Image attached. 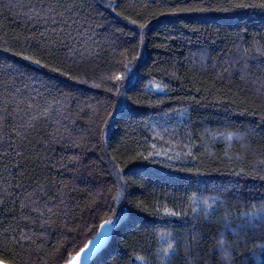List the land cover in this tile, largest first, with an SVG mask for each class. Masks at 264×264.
<instances>
[{
	"label": "trees",
	"instance_id": "16d2710c",
	"mask_svg": "<svg viewBox=\"0 0 264 264\" xmlns=\"http://www.w3.org/2000/svg\"><path fill=\"white\" fill-rule=\"evenodd\" d=\"M40 2L0 0V100L26 101L0 132V259L65 264L106 220L89 264H160L161 233L195 235L194 264H228L219 239H239L232 264L264 259V229L242 227L264 203V11L88 0L81 51L53 59L46 38L60 36L35 18ZM20 237L43 250L29 256Z\"/></svg>",
	"mask_w": 264,
	"mask_h": 264
},
{
	"label": "snow or ice",
	"instance_id": "6c2138e0",
	"mask_svg": "<svg viewBox=\"0 0 264 264\" xmlns=\"http://www.w3.org/2000/svg\"><path fill=\"white\" fill-rule=\"evenodd\" d=\"M87 7H90L88 0H47L46 4L43 0H41L40 7L39 10L36 11L35 18L43 21L42 26L47 25L50 21L52 27H46L45 30L50 33H58L60 36V39L56 41H52L51 36L46 38L49 40L51 45V50L49 51V56L51 58L54 59L57 56L60 48H70L77 52L81 51V49L76 48L75 45L80 43V37L84 34L83 30L85 29V25H87L88 28H91V24H89L88 21L92 18L85 13V9ZM105 7L112 8L113 3H109ZM236 9H259L264 11V0H227L226 3H210L209 0H203V5L195 10L201 12L228 13ZM131 22L135 23V21ZM57 25H59L58 28L56 27ZM41 35L44 34L41 33ZM57 45H59V47H57ZM4 51H8V49L5 48ZM13 55H16V53H13ZM262 55H264V53H262ZM21 59L29 61L32 64L39 65L40 67H47V65L41 64L40 60L33 59L27 55H22ZM4 70L8 71V66H5ZM50 70L57 72L58 68L53 66ZM59 75L63 76L65 73L60 71ZM71 78V76H68V79ZM116 79H120V77H116ZM11 95L12 94L9 93V96ZM12 100L15 101V103L11 110L7 106L10 103L8 99L0 100V113H2V115H0V132L7 130L10 118L14 119L15 114H17L20 110V106L26 103L24 99L17 100L14 96H12ZM27 108H33V103L27 102ZM44 111H50V108H46ZM12 127H16L17 131H19V127L15 124H12ZM15 135L16 133H9L10 142L8 147H12V145L16 143L14 139H11V137ZM20 147L21 145H17L14 149L17 156L23 155V152L20 151ZM202 202L207 205L208 208L212 207L207 199ZM253 207L254 210L252 212L242 213V215L248 217V219L244 221V225H242V227L246 226L249 229H264V203H262L258 208H256L255 205ZM167 214L171 216L177 215L175 212H168ZM205 218H208L207 211H205ZM225 219L227 220L228 218L225 217ZM105 224H111V221L106 220ZM100 227L103 229L104 225H100ZM229 227L230 224H225L226 229ZM69 231H71V229H69ZM94 242L95 245L99 247L102 243V233L98 232L92 240L87 241V244L91 246ZM198 243L199 240L195 235H193L184 244H181L171 233H161L159 246L156 251L152 253V256L155 260L159 261L160 264H173L174 261H177L178 264H194L195 256L197 255L195 246L198 245ZM217 244L220 247L222 257L228 261V264H232V261L235 259V255H242L239 252L241 247L239 239L234 240L232 244H229L225 239H219ZM15 245L25 249H27L30 245H36L35 248H32L29 251V256H31L33 252L39 253L43 250L41 246L36 243V240L31 238L26 239L25 237H20L15 240ZM256 247L260 249V253L257 254L253 251V256L259 255L264 258V242L258 244ZM89 252L90 248H82L75 256L67 260L65 264H81L82 257L87 256ZM135 259L143 262V264H149L144 256L138 255ZM0 264H14V262L0 259ZM22 264H27V262L22 261ZM256 264H264V259L258 260Z\"/></svg>",
	"mask_w": 264,
	"mask_h": 264
},
{
	"label": "water",
	"instance_id": "95a60500",
	"mask_svg": "<svg viewBox=\"0 0 264 264\" xmlns=\"http://www.w3.org/2000/svg\"><path fill=\"white\" fill-rule=\"evenodd\" d=\"M86 247L90 248V252L87 256L82 257L81 264H89L93 259L94 255L101 248V246L97 247L95 243H93V245L91 246L87 245Z\"/></svg>",
	"mask_w": 264,
	"mask_h": 264
},
{
	"label": "rangeland",
	"instance_id": "374dc122",
	"mask_svg": "<svg viewBox=\"0 0 264 264\" xmlns=\"http://www.w3.org/2000/svg\"><path fill=\"white\" fill-rule=\"evenodd\" d=\"M103 225H104V228L101 229V227H100V229L98 231L99 233H102V243L99 246H103L105 244L106 239L108 237V234H109V232L111 230V225L110 224H103Z\"/></svg>",
	"mask_w": 264,
	"mask_h": 264
}]
</instances>
